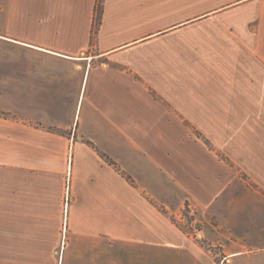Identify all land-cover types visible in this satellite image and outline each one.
I'll return each mask as SVG.
<instances>
[{"label":"crops","instance_id":"obj_1","mask_svg":"<svg viewBox=\"0 0 264 264\" xmlns=\"http://www.w3.org/2000/svg\"><path fill=\"white\" fill-rule=\"evenodd\" d=\"M222 259L264 264V0H0V264Z\"/></svg>","mask_w":264,"mask_h":264},{"label":"trees","instance_id":"obj_2","mask_svg":"<svg viewBox=\"0 0 264 264\" xmlns=\"http://www.w3.org/2000/svg\"><path fill=\"white\" fill-rule=\"evenodd\" d=\"M95 25L99 24L100 21V12H101V7L100 4H97L96 8H95Z\"/></svg>","mask_w":264,"mask_h":264},{"label":"built area","instance_id":"obj_3","mask_svg":"<svg viewBox=\"0 0 264 264\" xmlns=\"http://www.w3.org/2000/svg\"><path fill=\"white\" fill-rule=\"evenodd\" d=\"M68 201H69V194H68V187H67V191H66V195H65V205L68 204ZM225 262V259H222L219 264H224Z\"/></svg>","mask_w":264,"mask_h":264},{"label":"rangeland","instance_id":"obj_4","mask_svg":"<svg viewBox=\"0 0 264 264\" xmlns=\"http://www.w3.org/2000/svg\"><path fill=\"white\" fill-rule=\"evenodd\" d=\"M187 219V224L185 225V229L187 230V231H191V230H193V228L192 227H190V224H189V218H186Z\"/></svg>","mask_w":264,"mask_h":264}]
</instances>
